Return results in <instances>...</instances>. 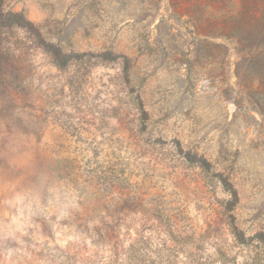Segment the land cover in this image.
Returning <instances> with one entry per match:
<instances>
[{
    "label": "rangeland",
    "instance_id": "374dc122",
    "mask_svg": "<svg viewBox=\"0 0 264 264\" xmlns=\"http://www.w3.org/2000/svg\"><path fill=\"white\" fill-rule=\"evenodd\" d=\"M0 264H264V0H0Z\"/></svg>",
    "mask_w": 264,
    "mask_h": 264
},
{
    "label": "trees",
    "instance_id": "16d2710c",
    "mask_svg": "<svg viewBox=\"0 0 264 264\" xmlns=\"http://www.w3.org/2000/svg\"><path fill=\"white\" fill-rule=\"evenodd\" d=\"M29 25H30V23H29ZM17 26L18 27H21V28H23L24 26L23 25H21V24H17ZM229 190V189H228ZM230 196H233V194H232V192L230 191Z\"/></svg>",
    "mask_w": 264,
    "mask_h": 264
}]
</instances>
